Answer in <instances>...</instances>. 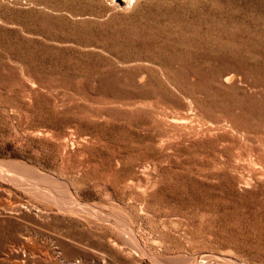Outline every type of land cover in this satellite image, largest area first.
Here are the masks:
<instances>
[{
	"label": "rangeland",
	"instance_id": "obj_1",
	"mask_svg": "<svg viewBox=\"0 0 264 264\" xmlns=\"http://www.w3.org/2000/svg\"><path fill=\"white\" fill-rule=\"evenodd\" d=\"M192 263L264 264V0H0V264Z\"/></svg>",
	"mask_w": 264,
	"mask_h": 264
},
{
	"label": "bare ground",
	"instance_id": "obj_2",
	"mask_svg": "<svg viewBox=\"0 0 264 264\" xmlns=\"http://www.w3.org/2000/svg\"><path fill=\"white\" fill-rule=\"evenodd\" d=\"M25 168H26V167H25ZM43 176H44V175H43ZM41 177H42V176H41ZM44 178H45V177H44ZM46 178H47V177H46ZM46 178H45V179H46ZM39 179H40V178H39ZM42 180H43V179H42ZM42 180H40V181H42ZM46 180H47V179H46ZM43 182H45V181H43ZM43 184H45V183H43ZM46 186H47V185H46ZM64 187H65V186H64ZM57 190H58V189H57ZM68 190H69V189H68ZM45 193H46V192H45ZM51 193H53V192H51ZM54 195H55V194H53V196H54ZM48 196H49V195H48ZM73 198H74V197H73ZM74 201H75V200H74ZM59 202H60V201H59ZM66 202H67V201H66ZM66 202H65V203H66ZM65 203H64V204H65ZM67 203H68V202H67ZM79 203H80V202H79ZM68 204H69V203H68ZM61 206H62V205H61ZM58 208H59V207H58ZM77 209H78V208H77ZM80 209H81V208H80ZM74 210H75V209H74ZM72 211H73V210H72ZM72 211H71V212H72ZM85 212H86V211H85ZM118 231H119V230H118ZM121 231H123V230H121ZM121 233L123 234V232H121ZM134 234H135V233H134ZM127 236H128V235H127ZM122 237H123V236H122ZM129 237H130V236H129ZM129 237H126V238H129ZM132 237H133V236H132ZM130 238H131V237H130ZM130 238H129V239H130ZM133 239H134V238H133ZM135 239H136V238H135ZM127 240H128V239H127ZM128 241H130V240H128ZM134 241H136V240H134ZM132 242H133V241H132ZM133 243H134V242H133ZM133 243H131V244H133ZM135 246H136V245H135ZM132 247H133V246H132ZM193 260H194V259H193ZM195 260H196V259H195ZM181 263H182V262H181ZM192 264H193V263H192ZM200 264H201V263H200Z\"/></svg>",
	"mask_w": 264,
	"mask_h": 264
}]
</instances>
